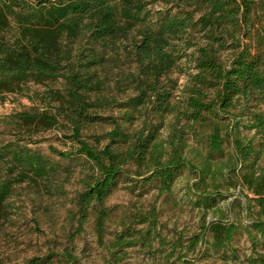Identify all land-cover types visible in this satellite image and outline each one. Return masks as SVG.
I'll use <instances>...</instances> for the list:
<instances>
[{
  "label": "trees",
  "instance_id": "obj_1",
  "mask_svg": "<svg viewBox=\"0 0 264 264\" xmlns=\"http://www.w3.org/2000/svg\"><path fill=\"white\" fill-rule=\"evenodd\" d=\"M155 1L0 0V99L16 93L41 104L8 116L18 132L66 131L72 149L48 148L60 160L89 163L70 210L78 229L92 217L98 234L111 214L106 196L124 178L126 166L135 165L136 175L143 174V167L148 173L141 185L153 181L160 194H169L186 166L183 149L192 132L205 150L197 183L214 187L229 138L233 157L224 161L233 172L229 178L246 190L250 220L203 216L186 244L177 234L173 246L185 247L184 255L192 253L176 256L170 264H200L201 257L232 251L231 241L240 230L250 239L264 240V0H163L157 9L151 6ZM193 32H201L202 43L178 105L172 101L176 79L171 72L192 45ZM225 48L231 49L228 63L219 57ZM111 72L116 74L114 86H108ZM49 81L59 86L29 92L30 83ZM113 87H121L125 95L117 97ZM101 122L111 126L101 134L103 144L87 140L84 130ZM162 126L165 139L159 138ZM245 129L250 136L242 135ZM21 140L0 141V218L16 184H26L34 196L40 195V183L47 193L61 195L70 173L68 164ZM197 199L206 210L214 197L204 191ZM137 215V222L146 223L140 229L144 239L159 234L154 207ZM125 230L111 240L112 261L123 257L115 256L112 247L131 235ZM248 259L264 264V254ZM12 264H79V258L65 246Z\"/></svg>",
  "mask_w": 264,
  "mask_h": 264
},
{
  "label": "rangeland",
  "instance_id": "obj_2",
  "mask_svg": "<svg viewBox=\"0 0 264 264\" xmlns=\"http://www.w3.org/2000/svg\"><path fill=\"white\" fill-rule=\"evenodd\" d=\"M165 4L163 0L155 1L151 6L160 8ZM192 45L185 50V55L180 58V65L171 72L176 79L172 101L181 105L186 96L185 84L188 82L189 73L195 71V49L202 43L201 32H193ZM231 49L225 48L219 51V57L224 63H228ZM126 65H123L125 69ZM115 70V68L113 69ZM115 73L111 72L109 85L114 86ZM48 86L58 87V81H49L47 85L30 83L29 92L36 90L41 93ZM129 91V90H127ZM113 93L121 98L125 95L121 87H113ZM40 106L37 100H29L24 95L9 93L4 99H0V141H6L15 137H21V142L39 149L51 159L59 160L61 164H68L70 173L63 184V193L57 195L47 193L43 183L39 184L40 195L34 196L30 188L24 184H16L12 189L6 208L0 218V260L5 264L20 262L32 255H43L46 252H60L65 246H71L72 251L78 256L79 264H170L176 256H191V251L186 255L185 247L173 246L175 236L181 237L186 244L193 232L198 231L200 221L222 216L225 219H239L247 223L250 219L245 211L246 190L241 191L238 184L229 178L233 172L228 169L226 160L233 157L232 141L229 138L224 143V155L219 158L222 166V175H217V185L205 186L197 183L201 154L205 153L202 143L197 141L198 136L188 133V144L183 149L186 166L174 178L169 194L159 193L156 183L146 181L141 185V177L148 172L143 170L142 175H136L133 171L135 165L126 166L124 178H120L109 194L105 204L110 208L111 214L105 222L102 234H98L90 217L78 229L76 216L72 211V196L81 188V178L86 172H90L89 163L83 158L72 161L60 160L49 151L48 146L53 145L59 149H72L69 138L65 137L64 130L51 127L37 132L14 129L9 115L18 110H28L32 106ZM110 109H106L104 114ZM111 112H116L115 110ZM227 121L231 117H225ZM226 121V122H227ZM183 122L181 119L180 123ZM139 124V120L133 123ZM111 126L106 122L92 124L84 130L85 138L89 141L98 140L103 144L101 134ZM165 126L159 129V138H166ZM242 135L250 136V130H241ZM228 134V132H227ZM231 136L234 134L230 132ZM200 149V151L197 150ZM264 164V157L260 159ZM238 168V166H236ZM210 178V177H209ZM209 178L207 180H209ZM212 193L214 200L206 210H202L198 204L197 196L200 192ZM240 199V200H236ZM150 207L157 211L159 234L148 240L140 235V229L145 228L146 223L137 222L138 213H144ZM125 228H128L125 230ZM125 230L131 235L120 239V247H112L117 250L115 256H123L117 261L110 260L109 245L115 239L117 233ZM125 233V232H124ZM160 236V237H159ZM232 251L214 252L208 257L197 260L200 264H261L251 262L248 257L264 254V240L250 239L244 230H240L231 241ZM166 256H170L165 260ZM196 256V255H195Z\"/></svg>",
  "mask_w": 264,
  "mask_h": 264
}]
</instances>
